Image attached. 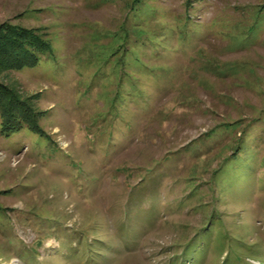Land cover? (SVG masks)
I'll return each instance as SVG.
<instances>
[{"label": "rangeland", "instance_id": "rangeland-1", "mask_svg": "<svg viewBox=\"0 0 264 264\" xmlns=\"http://www.w3.org/2000/svg\"><path fill=\"white\" fill-rule=\"evenodd\" d=\"M0 27L45 46L0 54L35 128L0 112V264H264V0H0Z\"/></svg>", "mask_w": 264, "mask_h": 264}, {"label": "trees", "instance_id": "trees-1", "mask_svg": "<svg viewBox=\"0 0 264 264\" xmlns=\"http://www.w3.org/2000/svg\"><path fill=\"white\" fill-rule=\"evenodd\" d=\"M8 32H10V34L12 33V35H8ZM8 32L4 30L3 27H0V54L9 59L7 64L16 70H23L24 68L36 66L40 57L38 50L43 49L45 46L36 42L34 38L24 36L20 32H17V29H10ZM2 92L3 90L0 88V112L3 119L1 122V131L10 132L22 125H27L29 128L35 130L32 125L31 112H26L19 106H16V109L7 107V105H5V100L8 97L7 94L5 95ZM12 97L10 96L9 98ZM10 100L8 99V101Z\"/></svg>", "mask_w": 264, "mask_h": 264}]
</instances>
